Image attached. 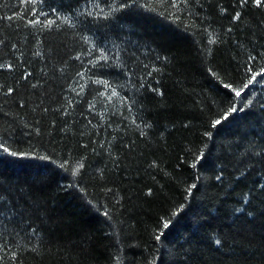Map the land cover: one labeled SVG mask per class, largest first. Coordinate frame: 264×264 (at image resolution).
Segmentation results:
<instances>
[{"label": "trees", "instance_id": "16d2710c", "mask_svg": "<svg viewBox=\"0 0 264 264\" xmlns=\"http://www.w3.org/2000/svg\"><path fill=\"white\" fill-rule=\"evenodd\" d=\"M262 69L264 0H0V264H264Z\"/></svg>", "mask_w": 264, "mask_h": 264}, {"label": "snow or ice", "instance_id": "6c2138e0", "mask_svg": "<svg viewBox=\"0 0 264 264\" xmlns=\"http://www.w3.org/2000/svg\"><path fill=\"white\" fill-rule=\"evenodd\" d=\"M255 2H256L257 5H259L261 3V0H255ZM260 75H264V69H262L261 72H259V73H254L252 75L251 79L248 81V84L244 85V87L247 88L250 84H252L253 82H255L257 80V77L260 76ZM235 95L237 97H239L241 95V91H236L235 92ZM235 110L236 109H232V111H235ZM229 114H231V113H229ZM215 123L216 124H219V123H221V121L220 120H217ZM80 167H82V165H80ZM165 227H167V225H165Z\"/></svg>", "mask_w": 264, "mask_h": 264}]
</instances>
